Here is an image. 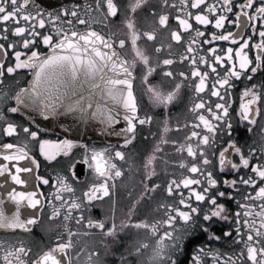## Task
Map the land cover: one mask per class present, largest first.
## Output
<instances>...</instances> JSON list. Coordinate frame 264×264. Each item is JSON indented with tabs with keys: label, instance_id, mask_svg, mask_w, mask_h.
<instances>
[{
	"label": "snow or ice",
	"instance_id": "snow-or-ice-1",
	"mask_svg": "<svg viewBox=\"0 0 264 264\" xmlns=\"http://www.w3.org/2000/svg\"><path fill=\"white\" fill-rule=\"evenodd\" d=\"M145 9L147 27L141 28L137 12ZM256 74L261 80L252 83ZM8 78L9 89L0 91V133L23 139L0 143V185L6 186L0 228L29 231L38 217L22 210L45 205L49 219L62 217V223L51 242L35 249L22 240L0 248L3 264H105L102 255L109 252L118 264H264V0H84L56 9L42 0H0V85ZM137 80L165 113L185 93L187 114L174 124L166 114L158 121L152 148L136 167L141 191L118 221L117 181L126 174L119 162L129 163V173L133 169L122 148L154 120L141 110ZM5 107L27 122L12 120ZM30 112L71 114L108 127L123 121L114 130L121 147L42 138ZM240 125L247 132L259 126V146L240 141ZM174 130L182 135L170 137ZM169 145L173 157L161 155ZM37 146L45 161L65 158L51 178L40 174ZM81 161L92 179L77 195L73 181L80 179ZM161 190L157 215L137 217L138 205ZM104 198L112 201L111 215L94 218L92 206ZM128 228L145 235L125 243L121 234ZM200 236L206 242L189 251ZM82 237L98 241L83 243ZM214 242L234 250L222 251Z\"/></svg>",
	"mask_w": 264,
	"mask_h": 264
},
{
	"label": "flooded vegetation",
	"instance_id": "flooded-vegetation-1",
	"mask_svg": "<svg viewBox=\"0 0 264 264\" xmlns=\"http://www.w3.org/2000/svg\"><path fill=\"white\" fill-rule=\"evenodd\" d=\"M45 7H49L52 9H56L57 7L62 6H71L73 3H83L84 0H42ZM127 0H121V3H125ZM149 3H155V0H148ZM147 14V9L144 11H138L137 12V22L138 27L144 28L147 27V23L144 19V17ZM99 27V26H98ZM141 43H144V41H141ZM261 80L260 74H256V78L252 80V83H259ZM11 84V78L5 79L4 84L0 85V91L9 89ZM244 86V82L242 81L238 87L237 92ZM137 89V95L138 99L141 104V110L142 112H146L148 114L153 115L154 120L151 128L149 129L148 126H144L142 129L143 135H138L137 140L126 147H123L122 150H124L132 164L133 169L132 173H129L127 170L129 168V163L127 161H121L119 162L121 166L125 169L126 174L123 180L117 181V190L115 194V200H116V215L118 218V221L120 218L123 217L124 213L126 212L127 208L131 205L132 200L136 198L139 191H141V187L139 185L140 175L136 172V167L140 166L143 163V157L147 154L148 151L151 150L153 145V138L151 133L158 131V121L162 120L164 115L166 114L171 122L174 124L178 119L182 122L184 116L186 113L187 108V95L185 93H182L181 99H177L174 101L171 105H169V108L167 112L165 113L161 108L154 107L150 101L148 100L147 96L144 95L141 92L139 80H137V83L135 85ZM165 87H167V84L165 83ZM14 103V102H10ZM238 103V101H237ZM5 114L9 115L10 118L17 123L23 124L27 122V118L22 113H7V107L4 108ZM2 124V122H0ZM30 127L35 129V125H31ZM236 134L238 135L241 142H247L248 144L255 143L256 146H259L261 139H260V128L259 126H253L252 132H247L245 126L240 125L236 128ZM182 133L176 132L175 130L170 133V137L175 138L178 136H181ZM41 137L42 138H48V139H64L65 136H61L58 134L50 133L44 130H41ZM23 136L20 137H12L8 138L5 137L2 133H0V143L8 142L11 140V142H17L18 140H22ZM72 139V138H69ZM76 140V139H75ZM122 141V140H121ZM112 142V143H106V142H93V141H83L84 143L89 144L90 146L95 145L97 147H105L109 144L114 145L116 147H121L120 142ZM75 153H79L81 149L77 148L73 150ZM167 153L169 157H173V154L171 152V146H165L164 152L161 153V155H164ZM33 154L37 155V158L41 161V167L39 169L41 175H47L50 178L57 172L62 170V165L64 163L63 157H57L54 161H45L42 156L38 155V146L33 148ZM26 162V161H25ZM163 161L160 160L157 162V168H158V175L161 178V180L164 179V172H163ZM171 167V166H170ZM76 171L79 176V181H73L76 184L77 187V195H80L79 189L84 186L85 183L90 181L92 179L91 173L87 167V165L83 164V162H78L76 166ZM155 182V181H153ZM42 190L45 193H48L51 191L50 186H42ZM129 192H131V196H129ZM161 191H158L152 200H148L147 198L144 199L138 205L139 211L136 213V216L139 218H144L147 216L149 219H151L153 216L157 215L156 212L153 211L155 209L156 201L161 199ZM111 208H112V201L108 198H104L102 201H96L94 202L92 209H91V215L94 218H99L103 215H111ZM50 215V208L48 205H45L43 210H40V215L37 219V221L30 225L29 231H24L20 229H11L6 230L0 228V241H4L5 243L0 245V248H5L10 244L16 243L18 244L19 241H24L25 244L32 246L34 249L40 245L41 243L47 244L52 241L54 235L61 231V229L58 227L62 223V217L52 220L49 219ZM85 215H89V213H85ZM135 218V217H134ZM75 226V224H73ZM220 227H223V225H218L217 229ZM145 235L144 230H136L133 228H128L125 230L124 233L121 234V239L127 243L129 241L135 242L141 238H143ZM94 240L98 241V237H82L83 243H92ZM201 241H205L204 236H200L198 240L192 241L187 245L188 250L190 251L192 247L196 243H200ZM206 242V241H205ZM152 241L150 240V247H151ZM228 242L223 243H213L212 247L219 248L222 251H232L234 249H230L226 246ZM99 246V245H98ZM101 248V252L103 253V246H99ZM149 250L144 251V259H147V256L149 255ZM102 259L105 260V264H118V260L114 259L112 256V253L109 252L106 256L102 255ZM131 259V258H130ZM138 259V258H137ZM83 261V257H82ZM0 264H3L2 260V252H0Z\"/></svg>",
	"mask_w": 264,
	"mask_h": 264
},
{
	"label": "water",
	"instance_id": "water-1",
	"mask_svg": "<svg viewBox=\"0 0 264 264\" xmlns=\"http://www.w3.org/2000/svg\"><path fill=\"white\" fill-rule=\"evenodd\" d=\"M23 114V113H22ZM36 120V123L40 125V129L65 136L68 138L81 140V141H93V142H106L112 143L121 141L123 138L114 134V130H119L123 127V121L117 125H112L110 127L102 125L98 120L89 119L87 121H81L77 117L71 114L60 115L57 117H42L39 114L29 113ZM24 115V114H23ZM25 116V115H24ZM26 117V116H25ZM27 118V117H26ZM63 124L65 127H61ZM103 129V130H102ZM0 163H5L2 157H0ZM28 161H20L21 166H26ZM4 177H0L2 181ZM8 185L17 188V190H26L24 186L15 185L11 180L8 181ZM6 186L0 185V195L5 192ZM6 208L12 210L13 206L10 202L6 201ZM28 213H33L37 217L40 215L39 206L37 209L28 208L26 210ZM3 229V228H2ZM11 230V229H6Z\"/></svg>",
	"mask_w": 264,
	"mask_h": 264
}]
</instances>
